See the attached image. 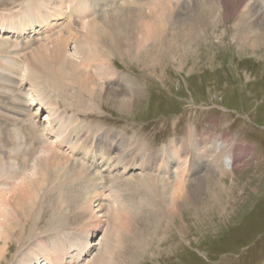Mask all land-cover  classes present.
Instances as JSON below:
<instances>
[{
    "label": "rangeland",
    "instance_id": "rangeland-1",
    "mask_svg": "<svg viewBox=\"0 0 264 264\" xmlns=\"http://www.w3.org/2000/svg\"><path fill=\"white\" fill-rule=\"evenodd\" d=\"M33 1L0 0V26L3 22H10L12 16H21L23 11L28 12L29 20L39 22L40 20H35L32 13ZM110 1L107 4L109 8L104 9L109 13L115 12L114 7L116 9L123 4L121 0ZM202 1L191 0L189 4H185L184 10L183 7L179 8L178 10L185 11L181 17L188 19L190 10L200 7ZM215 1L221 7L215 16L218 19H220L224 3L226 1L231 3L229 7L224 6L222 12L226 21L221 24L217 21L216 28H208L201 43L192 45L186 43L183 38L180 39L181 43L173 46L175 52L173 53L174 49L171 53L168 52L156 68L140 64L136 54V58L131 60L119 54L111 56L112 58L109 57L106 60L107 66L105 63L103 68H105L104 71L109 70L110 73L114 71L117 76L114 78L110 75L97 77L96 79L104 88L101 94L96 95L82 96L80 91L77 93L73 90L72 93L75 95L67 97L54 93L48 84L43 85L45 91H35L26 81V76L29 74L27 71L28 58L32 56L34 49L30 48L32 40L38 43L37 45L49 43L50 40L67 32L68 27L60 25L47 31L43 28L45 24L38 29L36 34L20 38L14 37L13 33L4 35L0 31L2 33L0 34V48L2 52H7L0 54V95L2 94L0 96V120L6 123L3 125L0 121V160L8 161L7 164L1 163L5 166L0 168L3 171L0 173V179L5 181L0 184V189L9 190L13 185L17 186V189L22 188L19 192H23L31 188L33 182L40 180L43 174L38 171L41 158L44 159L54 152L70 156L72 160L85 165L93 163L92 158L101 157L98 164L103 170L98 168L96 170L92 167L91 171L97 175L100 173L97 171L107 172L105 176L108 177L106 181L98 180L100 182L98 184L101 185L104 182L103 184L108 187L103 196L96 195L101 203L98 200L92 203L87 200L83 203L85 207L81 201H79L81 206L77 204L71 207L70 203L63 204V212L66 214L81 210L87 212L86 218L82 221L83 224L90 225L91 229L88 233L82 230L80 222L79 225L71 224L63 229L61 234L52 235V228L49 224L50 221H54L55 217L50 210L54 209L47 208L48 206L45 205L43 215L39 211L40 217L36 229L37 234L42 235L41 242L49 238H52L54 243L59 240L58 242L63 243H61L62 247H69L70 257H72L73 254H77L79 248L73 244L71 246L74 247L71 248L70 241L78 245L79 239L87 235L89 244H84V246L85 248L90 246L88 250L91 252L82 255L80 264L91 263L96 255L107 250L106 246L110 241L107 238L104 240L107 234L113 240L117 238L119 227L116 223L119 222L109 220L112 210L122 207L127 217L132 218L138 215L139 219L152 218L150 216L145 218L142 211L136 210L142 205L141 199L144 194L143 188L141 190L140 187H136V183L138 180L148 182L151 180L162 184L163 162L157 159L148 167L141 165L152 157V153H159L163 148L170 147L174 143L179 145L189 140L191 136L195 140L205 136L211 141L223 139L226 146L229 144L236 146L232 149L233 159L230 160L227 173L223 175L220 170H217L213 174L218 181L219 189L199 191L198 189L203 184H200L197 189L196 179L190 177L193 181H186L184 190V194L189 197V202L181 208L174 205L175 213L172 218L159 217L157 220V217L151 224L133 222L135 227L145 228L142 234L148 244L136 256L135 263L132 264H264V45L253 48L236 39L237 11L243 2L249 3L248 0ZM263 3L264 0L259 1L258 9ZM105 4L106 1H103V7ZM100 7L94 15V11L91 13L90 19L100 17V11L103 9L102 6ZM261 9H263L262 6ZM262 17L264 18V14ZM21 18L26 24V16H21ZM42 19H47V16L43 14ZM82 20L86 18L79 20V25L82 24ZM79 28L81 27L76 28L77 31L83 32V26ZM73 30L69 31V36L74 32ZM190 45H192L190 54L184 53L186 47ZM148 46L149 43L146 44L144 51L149 48ZM154 56L159 57L157 52ZM69 57L77 63L80 62L73 44L69 48ZM86 68L93 74L98 71L95 66ZM124 78L128 81L124 82L122 80ZM92 89L98 93L97 87H92ZM125 101L128 102V106L124 104ZM17 103H21L20 109L14 107ZM29 126L39 128L29 134L34 139H29V135L27 137L24 135L25 131H30ZM112 132L117 135L116 138H113ZM106 134L108 140L104 142L107 143L108 148L116 145L118 147L115 148L116 152L121 150L124 154L127 149L134 151L140 149L137 159L136 157L134 160H131V157L127 158L133 164L131 169L126 170L127 165L116 166L117 156L111 152L103 155L106 149L98 151L96 156H92L89 152L85 154L84 151L78 149L83 144L94 140L92 146L95 148L98 140L105 138ZM65 139V143L71 140V143L77 145L76 149L71 150L67 144H62L61 142ZM34 144H37L36 153L33 155L32 152L29 153V157L25 159L27 167L24 168L20 162L23 161L22 158L27 153L26 151L29 148L32 149ZM237 146L244 149H237ZM16 149H20L19 157H10L11 152L14 153ZM239 150L243 151L239 153ZM145 158L147 159L144 160ZM183 160L186 161L185 158H181L180 162L174 159L175 167L177 168L180 163L183 164ZM176 173L173 176L171 174L170 183L174 181L173 184H177ZM14 174L18 176L13 178ZM204 174L205 171L201 172V176ZM103 175L101 177H104ZM66 186L67 184L62 189L60 188L62 194L55 195L54 199L59 205L62 204L63 196L78 197L81 191L79 184L78 187H74L75 189H71L72 191L69 188L67 190ZM46 188L45 184L40 193L35 196L37 201L39 199L42 202L45 201ZM171 196L174 195L171 194ZM134 198H137V203ZM155 200L157 201L158 198ZM175 200L176 204H183L182 198L177 196ZM99 203L105 210L97 207ZM101 209L103 211L99 212ZM34 212L36 213V208ZM15 219L19 220L17 217ZM78 227L81 229L79 230ZM77 228L79 231H76ZM49 229L51 233L48 234ZM38 243V241L33 243L37 244L34 245L35 249H38ZM6 246L0 242V251L7 249ZM18 247L17 243L11 244L7 258L5 257L6 259L4 258L0 264H11ZM30 251L33 253L32 248L26 249L23 256L29 257ZM44 260L45 258L39 255L30 264H37Z\"/></svg>",
    "mask_w": 264,
    "mask_h": 264
},
{
    "label": "bare ground",
    "instance_id": "bare-ground-1",
    "mask_svg": "<svg viewBox=\"0 0 264 264\" xmlns=\"http://www.w3.org/2000/svg\"><path fill=\"white\" fill-rule=\"evenodd\" d=\"M103 1H106L105 7H103ZM121 1L123 4H121V6L119 5L120 7H117L116 9L114 7L113 10H115V12L109 13L105 10L108 7L107 4L111 2L110 0H34L31 5L33 7L32 13L35 17V20H40L39 22L36 21L35 23L32 22V20H29L28 12L26 11V13L25 11H23L21 13V16H26V24L25 20L22 19L21 16H12L10 18V22H3V24L1 23L0 31H2L4 35L13 33L14 37L20 38L36 34L38 32V29L43 27L42 25L45 24L46 26H44L43 28L47 31L54 29L60 25H63L66 28L68 27L67 32H64L57 38H54V40H50L49 43H39V45H37L38 43H36L35 41L33 42L32 40L30 48L34 49L32 56L28 58L29 65L27 71L29 74L26 76V81L29 82L30 86H32L35 91H45L43 85L48 84L54 93L62 94L63 96L67 97L75 95L74 93H72L74 92L73 90H76L75 92L77 93L78 91H80V94L82 96L86 94L96 95L101 94L104 88L99 83L98 79H96L97 77H100V75H110L113 78L117 76L114 71L111 73L109 72V70L104 71L105 68L103 67L109 57H113L114 55L119 54L124 57L127 56L131 60L136 58V54L138 55L137 60H139L140 64L142 63L143 66L145 65L150 66L151 68H156L162 62L163 58L167 56V53H171L173 51V46L179 45L181 43L179 42L180 39L183 38L186 43H191L192 45L201 43L203 37L206 36V31L208 28H216L217 21L218 24L224 23L226 21L222 12L224 11L225 7H229L231 4L227 1L224 3L225 7H222L223 9L220 13L221 17L219 16L220 19H218L215 16H217V13L221 8L219 7V4L215 3V0H201L202 3L200 4V7L191 9L189 18L184 19L181 17V14L185 13V11H183L185 9V4H189V1L191 0H189L188 2L187 0ZM231 1L238 2L240 0ZM259 1L261 0H248L247 2L249 3L243 2L240 9L237 11L238 15L235 19V34L237 36L236 39H238L239 42L249 45V47L253 48L264 45V18L262 17V15L264 14V3L261 5L263 9H261V6L260 9H258ZM113 5L116 6V4ZM100 6L103 7L102 11H100V17L97 18L96 16L95 18L90 19L89 17L92 16L91 13L94 11V15L96 10ZM110 7H112V5ZM181 7H183V10H178ZM43 14L47 16V19H42ZM71 15L73 16L71 17ZM80 18H86V20H82V24L79 25L78 22L79 20H81ZM221 19L223 20L222 22ZM70 22L73 23L70 24ZM77 27H81L83 29V32L77 31ZM71 30H73L74 32L69 36V31ZM0 34L2 33L0 32ZM140 36L141 38H139ZM148 43L149 48L144 51L146 44ZM71 44L75 46V54L80 59V62L78 63L69 57V48ZM192 45L186 47L187 49L184 51V53L188 54L190 52V49H192ZM5 52L6 51L2 52L0 48V54H3ZM156 52L159 55V57L157 58H155L154 56ZM174 52L175 49L173 53ZM84 65L85 67L95 66L98 70L97 73L93 74L87 68L86 70ZM122 80L124 82L128 81V79L126 78ZM92 87H97L98 93H95ZM0 96H2V94ZM20 104L17 103L14 107L17 109L20 107ZM124 104L128 106V102L125 101ZM49 105H52L51 102L49 103ZM1 122L3 125L6 124L4 120ZM29 128L30 131L27 130L28 133L26 131L24 133L26 137L35 129L39 130V128L37 127L32 128V126H29ZM116 137L117 135L113 134V138ZM192 137L193 136H191L187 141L181 142V144L179 145L174 143L170 147L163 148V150H161L159 153H152V157H150L147 162L141 165L148 167L157 159H161L163 162V176L161 179L162 184L156 183L151 180L149 182L138 180L136 183V187H140L141 190L143 188L142 191L144 192L142 199L140 198L142 200V205L138 206L136 210L142 211L145 215V218L148 216L152 218L139 219L137 217L138 215L132 218L127 217L124 213V208L122 207L112 210L109 215V220L114 221L115 223L117 221L119 222L116 223L117 227H119V230L116 234L117 238L113 240V238H110L107 234L104 238V240L106 238L108 240L110 239V241H108V245L106 246L107 250H104L105 252L101 251L92 259V262L89 264L135 263L136 256H138L142 252L148 242L143 238L144 235L142 234V231L145 230V228H143V226L135 227V223L133 222L151 224L152 221H154L157 217V220L159 219V217L164 219L172 218L175 213L174 205L181 208L187 205V203L189 202V197L184 194V190L186 188L185 182L193 181L192 179H190V177H194L196 179V184L198 185L197 189L199 188L200 184H203V186L198 189L199 191L202 189H205L206 191H211V189H219V184H217L218 181H216V178L213 174H215L217 170H220L223 175L227 173L230 160L232 161L233 159L232 149L236 146L232 144L226 146L223 142V139L211 141L210 138L201 136L200 139L195 140ZM30 138L31 136L29 135V139ZM105 140H108L107 134L105 135V138L102 137L98 140V145L95 148H93L92 146V142H94V140L88 144H83L78 149L80 151H84L85 154H88L86 152H89L92 156H96L98 154V151L101 152V150L106 149L103 155H107L111 152V154L117 156L116 160L118 161V163L116 164V166L127 165L126 170L131 169V167H133V164L129 161L130 159L127 158L131 157V160H134L136 157L137 159L139 157L138 154L140 153V149H138L139 151L127 149L123 154L121 153V150H117L116 152V145H112L108 148L107 143L104 142ZM65 142L66 139L61 143L67 144V146H69L71 150L76 149L77 145L71 143V140H67V143ZM36 145L37 144H34V147H32V149L29 148V150L26 151L27 153H25V151L22 149V152L24 151L23 153L25 154L22 158L23 161H21L20 163L24 168L27 167V160L25 159L29 157V153L32 152V155L33 153H36ZM237 149L244 148H242L241 146H237ZM19 150L16 149L14 152L15 154L11 152L12 154L10 157H19ZM242 151L243 150H239V153ZM42 158L39 162L38 171L43 174H41L40 180L33 182L31 188L26 189V191L23 190V192H19L20 189L22 191V188L17 189V186L15 187L13 185L11 188L9 187V190L0 189V242L7 245L6 248L8 247L7 249H3L0 251V263L7 256V252L11 250V244L13 245V243H17L19 245V249L16 255L13 257L11 264H30L35 261L36 257H38L39 255H42L45 260L39 263L36 262L37 264H80L82 255L91 252L88 250L90 246H86V248L84 246V244H89L87 235L84 238L79 239V246L70 241V246L73 244L74 246H77L79 248L78 251L76 250L77 254L74 255L72 253L73 256L70 257L71 250L69 251V247H62L63 243L61 241L58 242L59 240L56 241L58 242V244H56V242L54 243L51 240L52 238L44 239L46 241H42V243L40 240V237L42 235L40 236L39 234H37L36 229L38 228L37 221L40 217V214L44 212V208L46 205L48 206L47 208L54 209L50 210L55 217V222L52 220L49 224V227L52 228V235L61 234V231L63 229L67 228L71 224L79 225L80 222L82 223V230L88 233V231L91 229L89 228L90 225L87 226L86 224H83L82 221L83 218H86L87 212L85 213L84 210H81L79 212L77 211L76 213L70 214L69 212V214H66L65 212H63L64 210L62 207L65 203H70L71 207H74L77 204L81 206L87 200H90V203H92V201L97 202V196L104 195V191H107L106 188L108 187L107 185L103 184L104 182H102L101 185L98 184L100 183L98 182V180L102 179L103 181H106L108 177L105 176V174L107 172L102 173V171H97L102 175L104 174V177H101L102 175H100V173L97 175L93 174L94 172L91 171L92 167L95 169L98 168L103 170V168H100L101 166L98 164V160L101 157H98V159L92 158L93 163L88 162L90 163V165L81 164L78 161L72 160L70 156L68 157L65 154L60 155L56 152H54L53 154H49V156L45 157L44 159ZM89 158L91 159L90 155ZM181 158H185L186 161L183 160V164L180 163L176 168L173 161L174 159H177L180 162ZM106 159L109 160L108 158ZM146 159L147 158H145L144 160ZM7 162V160H0V168H3L5 165L2 164H7ZM207 162L208 164H206ZM20 163H18V165ZM104 169L107 170L106 168ZM176 171H178V173H176ZM203 171H205V174L201 176V172ZM1 172L3 171L0 169V173ZM175 173L177 174V176H175L177 184H173L174 181H171L172 183L169 182L173 174ZM17 176V174H14L12 177L16 178ZM66 177L70 178L67 179ZM4 181V179H0V184L4 183ZM45 184L47 185V188L44 191L46 193L45 201L42 202L41 199L37 201L35 196L40 193ZM66 184L68 186H66L67 190L68 188L71 190L75 186L78 187L77 185L79 184L81 191L79 192V195H77L78 197L67 195L63 196L62 204L60 203L59 205L58 203H56L57 200H55L54 198L56 194H62L61 189ZM23 185L24 183L22 184V186ZM96 185L98 187H96ZM159 185H161V187L158 188ZM86 187H88V189H86ZM16 193H18V195ZM171 194H173L174 196L170 197ZM177 196L183 199V204H176L175 199ZM168 197H170V200H168ZM137 198H134L135 202ZM156 198H158L157 201L155 200ZM79 201H81V205ZM98 201L100 202V200ZM100 203L97 207L103 208L101 206L102 204ZM131 207L133 206L131 205ZM35 208L36 213L34 212ZM72 209L74 211V208ZM103 209H101V211L99 212H102ZM39 211L41 212L40 214ZM82 211L84 212V214ZM116 212H118V214H116ZM15 217H17L19 220H16ZM78 228L76 231H79L81 229L79 228L78 230ZM49 233H51V230L48 231V234ZM10 238H12V240ZM37 241L39 242V245L37 247L39 251H37L38 249H35L34 247V245L37 244H33ZM124 243L125 245L123 246ZM102 245L103 244H101V246ZM74 246H71V248H73ZM28 248H32L33 253H31L30 251L28 253L29 257H24L23 255L25 253V250ZM60 248L61 250H59ZM68 253H70V255H68ZM115 253H117L116 256L114 255Z\"/></svg>",
    "mask_w": 264,
    "mask_h": 264
}]
</instances>
